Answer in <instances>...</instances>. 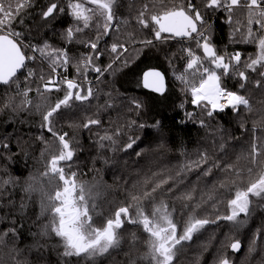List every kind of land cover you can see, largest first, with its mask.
Returning <instances> with one entry per match:
<instances>
[{
	"label": "snow or ice",
	"instance_id": "obj_1",
	"mask_svg": "<svg viewBox=\"0 0 264 264\" xmlns=\"http://www.w3.org/2000/svg\"><path fill=\"white\" fill-rule=\"evenodd\" d=\"M119 6V0H48L40 12L45 25L51 26L63 16L69 17L72 21L61 34L65 47H56L48 41L42 44L26 42L23 28L17 29V25L25 24L24 15L34 7V0H0V86L6 89L0 97V112L8 110L16 114L30 113L34 109L40 113V132L36 140L45 145L40 152L42 161L51 147L45 138V131L51 134L56 144L55 152L45 161V170L38 175L30 174L23 184L6 169L4 175L0 176V224L7 222L8 225L0 231V264H51L50 254H55L57 264H98L100 258L112 257L114 252L119 254L122 251L124 237L121 230L126 224L142 228L147 234L148 251L139 257L133 256L139 237L135 232L130 233L128 251L123 252L126 257L125 264H137L138 260L147 261L148 264H174L184 245L193 241L194 236L205 230L206 226H219L220 221H226L239 229L255 211L252 198L264 200L262 169L246 189H237L234 197L227 201L228 214L200 218L195 215L194 208L178 234L177 224L173 220L175 209L170 211L168 203L164 200L155 202L157 193L172 177L154 183L151 187H148L150 179H145L142 191H133L137 188L135 183L132 185L133 190H128L127 195L132 203L120 206L113 216L105 218L102 224H97L94 216L99 214L96 212L99 192L94 191L96 185L78 180V173L74 170L76 164L74 158L78 151V147L74 146L75 138H70L67 132H61L56 127L57 118L64 114L63 110H71L77 102L79 105H86L93 99H98L97 90L93 88L89 79V72L97 73L95 79L100 82L105 73L114 76L129 67L130 59L124 58V54L128 52L126 43L142 45L143 47L138 50L139 55L140 51L155 47L156 42L164 43L178 39L188 45L181 49L186 64L182 72L179 74L173 72V75L184 85L182 91L190 94L191 104L204 116L214 118L216 114L226 109H231L238 117L241 108L248 113L253 112L248 97L224 86L225 77L237 78L239 88L242 90H247V85L251 83L255 89L264 92V0H199L198 3L193 0L186 2L180 0L179 3L168 4L161 0L158 8L156 5L150 7L145 3L132 19L139 25L138 30H148L152 39L137 40L130 32L126 43L119 40L118 34L121 24L126 25L129 21L127 18L122 20L117 15ZM132 7L133 4L129 0V8ZM238 12L245 14V22L242 23L237 18ZM218 14H223V22L229 25L230 39L233 43L256 46L254 56L250 55L247 60L242 61V54L239 51L219 54L212 42V25L209 23V20ZM94 20L98 32L95 39H85L78 35L92 27ZM111 33L117 34V40L110 46L101 48V37L109 36ZM73 44L82 45L89 50L82 53L75 64L69 47ZM197 50L203 55H198ZM105 54H108L111 60L102 69L96 61ZM30 63H38V68H30ZM172 63V60H169V64ZM45 64L47 72L44 71ZM70 65L75 67V78H68L65 74ZM18 73L24 74L23 87L19 82ZM253 73L257 78H252ZM37 79L40 85L35 91L40 103L33 104L29 98V93L33 91L30 83ZM139 83L149 92L166 98L168 87L165 74L161 71L155 68L145 70ZM54 92H63V96L52 104L49 96ZM108 95L109 100L98 106L97 112H106L114 107L111 94ZM132 104L137 113L145 107L138 100H133ZM180 107L183 108V104ZM185 117L186 121H194L206 129L213 147H218L220 152L227 154L226 142L223 141L222 135L221 142L216 145L219 129L212 128L204 119L195 121L193 113H185ZM115 123L110 122L109 128L103 129L99 115H95L88 117L82 125L90 132L93 126L103 129V134L99 131L94 134V141L98 158L106 166L115 163L113 157L118 153L136 157H141L144 153V149L139 147L143 142L142 138L129 134L128 129H146L148 125L131 120L126 126L112 127ZM243 126L241 122V127ZM151 127L159 128V121H153ZM256 127L254 123L250 153L253 165L257 163L258 157L264 155V143H258L255 136ZM125 136L127 139L122 142ZM8 139L0 138V149H9ZM17 142L19 144L21 141ZM2 150L0 160L10 161L11 157H5ZM105 153H111L112 156ZM24 154L28 155L27 152ZM214 169H219L223 173L235 171L232 164L222 163L221 158H214L207 150H202L199 151L197 160L186 162L180 167L177 176L198 171L199 181L203 177L212 176ZM248 174L252 175L251 168L248 169ZM219 186L225 187L223 182H220ZM17 187L24 193L19 204L16 200ZM166 191L170 194L174 188L169 187ZM194 191L193 188L192 191L182 193L177 199L191 201ZM30 202L36 203L39 210L34 213L35 219L31 221V226H28L26 221L29 217L26 213ZM143 204H152L151 214L144 210ZM187 206L185 204V207ZM133 207L134 214L130 211ZM195 207H199V204ZM241 215L245 219H240ZM26 227L27 234L32 238L26 247L30 255L35 254L34 259L25 256L24 249L18 247ZM259 237L260 231L257 230L249 247L250 253L256 250V240ZM53 240L56 242L51 243ZM240 246L238 239L229 245L233 252H238ZM216 264H232V261L225 255L219 257Z\"/></svg>",
	"mask_w": 264,
	"mask_h": 264
},
{
	"label": "trees",
	"instance_id": "obj_2",
	"mask_svg": "<svg viewBox=\"0 0 264 264\" xmlns=\"http://www.w3.org/2000/svg\"><path fill=\"white\" fill-rule=\"evenodd\" d=\"M120 6L117 8L118 16L122 19L127 18L129 23L122 24L118 38L121 42H127L128 34L131 32L139 39H152V35L148 30H138L139 25L136 24L132 17L136 14L145 3L156 5L158 8L161 0H131L133 7L129 8V0H119ZM170 2L179 3L180 0H163V3ZM186 2V0H185ZM198 3L199 0H193ZM48 0H34V7L30 8L24 15L25 24L17 25V29L23 28L25 31L26 42L32 44L48 41L56 47H65L61 34L66 27L72 23L69 17L63 16L58 18L51 26L44 24L40 17V12ZM237 18L243 23L245 22V14L237 13ZM223 14L213 16L209 23L212 25V42L216 46L219 54H231L239 51L242 54V61L247 60L251 55L254 56L257 49L254 44H236L230 39L231 29L227 23H224ZM96 21H93V26L80 35L85 39H95L98 32L95 28ZM255 27V26H254ZM237 39L239 36L237 35ZM116 39L117 34L111 33L109 36L101 37L100 46H105L109 41ZM128 52L124 54V58L130 59L129 67L116 75L105 73L100 82H96L93 88L97 90L98 99H93L90 104L79 105L74 104L71 110H63L64 114L57 118L56 127L61 132H67L70 138H75L78 147L76 164L74 170L78 173V180L87 182L89 185H96L94 191H100V196L96 199V212L94 216L97 224L100 225L105 218L113 216L115 211L120 206H127L132 203L127 195L128 190H133L132 185L137 184V188L133 191H142L145 187V179H150L152 184L158 183L161 180H166L169 177L168 184L163 185V188L157 193L156 203L164 200L168 203L169 210L175 209L173 212V220L177 224L178 234L182 231L185 222L188 220L195 208V215L200 218H214L215 215L228 214L227 201L234 197L237 189H246L251 180L264 169V155L257 158V163H251V145L253 143V125H257L255 136L258 143H264V92L255 89L251 83L247 85V90L239 88L237 78L225 77L224 86L231 90L237 91L249 98L253 106V112L248 113L241 108L240 117L226 109L222 113H218L214 118L204 116L200 110L191 104V97L182 91L184 86L175 81L174 75L171 72V66L176 65L184 67V60L176 56L174 47L161 45L156 42L155 47L144 49L139 52L143 46L140 44L127 45ZM71 56H80L82 53H87L89 50L82 45L73 44L69 46ZM199 55L202 52L197 50ZM175 55V56H174ZM172 60V64H169ZM103 66H107L105 56L100 59ZM186 62V61H185ZM30 68H38V64H29ZM44 71L47 65L44 66ZM150 68H155L165 74L168 91L165 97H160L156 93L146 91L136 81L135 73H142ZM134 72L133 75H130ZM69 78L76 77V70L73 67H68L65 73ZM98 75L97 73H93ZM129 75V76H128ZM252 78H257L255 74H251ZM19 78H23L24 74L18 73ZM95 76V77H96ZM128 76V77H127ZM90 79V77H89ZM95 79V78H94ZM23 86H25L23 84ZM5 88L0 86V97L3 96ZM13 94V93H10ZM114 104L113 108L105 111L97 112L100 105H104L105 101L109 100ZM63 92L52 93L49 96L50 103L54 104L56 99L62 98ZM29 98L33 104L40 103L39 96L33 90L29 94ZM18 99V98H17ZM133 100L141 101L145 107L137 113L132 104ZM183 104V108L180 105ZM131 109V110H130ZM44 109L42 108L41 111ZM185 113H193L195 121L204 119L208 121L214 129H219L216 138L218 146L220 136H223V141L226 142V155L213 147V142L207 136V130L201 128L194 121H186ZM99 115L102 121L103 129H108L110 122L115 121L112 127L117 125H127L131 120H136L137 123L148 125L146 129H128L129 134L138 135L142 138L140 149H144L141 157L135 155L127 156L123 153L116 154L113 159L115 163L105 165L98 158L97 147L94 141V134L99 131L103 134V129L93 126L92 131H88L82 127L88 117ZM153 121H159L160 127L153 128ZM181 121H186L181 123ZM41 115L34 109L32 112H20L18 114L5 110L0 112V138L8 137L9 149L4 151L5 157H11L8 161L0 160V176L4 175V170L13 177H18L23 184L30 174L38 175L45 170V161L50 158V155L55 152L56 144L50 133L44 132L46 140L49 141L51 147L46 154L44 160L40 159V152L45 145L36 140L39 134V124ZM243 122V128L241 127ZM22 138V139H21ZM127 137L122 138V142L126 141ZM160 139V140H157ZM18 140L21 142L18 144ZM23 148V151L21 149ZM139 150V149H138ZM207 150L214 158H221L222 163L232 164L235 171L233 173H223L219 169H214L213 175L203 177L199 181L197 176L198 171L181 173L177 176L180 167L189 161L198 159L199 151ZM131 151V150H130ZM27 152L26 156L24 153ZM112 156L111 153H105ZM126 161V163H125ZM252 169V175L248 174V169ZM156 175H153V174ZM182 181V182H180ZM127 182V183H125ZM220 182H223L225 187H220ZM173 187L172 193H167V189ZM193 200L184 201L177 199L182 193L192 191ZM24 193L19 187L16 188V200L19 204L20 197ZM212 198L209 199L208 197ZM35 200V197L33 198ZM185 204L188 206L185 207ZM199 204V207H195ZM215 204V207L213 205ZM255 211L247 218V223L239 229L233 227L230 222L220 221L219 226L209 225L205 230L194 236L193 241L184 245V248L178 254L174 264H216L221 256H227L232 264H264V200L258 199L253 205ZM144 210L151 214L152 204H143ZM36 203L30 202L26 216L29 219L26 221L28 226H31V221L35 219L34 213L38 212ZM130 211L134 214L135 207ZM240 219H245L241 215ZM7 222L0 224V231L7 228ZM33 230L35 228L33 227ZM257 230L260 231V237L256 240V250L249 252V247L252 244ZM135 232L139 237L136 244V249L132 255L139 257L148 251L146 241L148 236L143 232L142 228L132 225H125L121 230V235L124 237L122 242V251L117 254L113 253L112 257L100 258L98 264H125L126 257L123 252L128 251V239L130 233ZM240 241V250L233 252L229 245L235 241ZM32 238L27 234V227L21 235L18 247L24 249V255L34 259V253L29 254L26 245L30 244ZM53 240L51 243H55ZM114 257V259H113ZM51 264H57L55 254L49 255ZM137 264H148L147 261L138 260Z\"/></svg>",
	"mask_w": 264,
	"mask_h": 264
},
{
	"label": "rangeland",
	"instance_id": "obj_3",
	"mask_svg": "<svg viewBox=\"0 0 264 264\" xmlns=\"http://www.w3.org/2000/svg\"><path fill=\"white\" fill-rule=\"evenodd\" d=\"M118 15V14H117ZM120 17V16H119ZM121 19H122V17H120ZM123 20V19H122ZM122 25V24H121ZM120 30H121V28H120ZM116 41V39H113V40H111V41H109L107 44H105V46H103L102 48H104V47H107V46H110L111 45V43H113V42H115ZM158 44H161V45H166V46H170V47H174V52H175V55L177 56H180L179 58L181 59V60H184V64H186V59H184V58H182L183 57V53L181 52V49L183 48V47H186V46H188L186 43H183V42H181V41H179L178 39H174V40H168V41H166V42H164V43H160V42H158ZM192 47H195L194 45H192ZM88 50V49H87ZM29 54H31V53H29ZM198 54V53H197ZM174 55V56H175ZM199 55V54H198ZM105 56V61H107V65H108V63L110 62V60H111V57L108 55V54H105L104 55ZM74 59H73V64H75L76 63V61L79 59V57L80 56H76V57H74V56H72ZM102 58V57H101ZM100 58V59H101ZM96 63L103 69L104 68V66H103V64H102V62L100 61V60H98V61H96ZM32 64H38V63H32ZM69 67H73V66H69ZM185 67V66H184ZM184 67H177L176 65H172L170 68H171V72H172V74H173V72H176L177 74H179L180 72H182L183 70H184ZM73 68H75V67H73ZM45 72H47L48 71V69H47V67L45 68ZM148 70V69H147ZM140 72H142V71H140V70H138V72H136L135 73V78H136V81L137 80H140ZM94 72H89V77H90V80L92 81V86H95L96 84H98V83H96L97 82V80L96 79H94L95 78V76H96V74H93ZM134 74V72L132 73V74H130V75H133ZM105 75V74H104ZM129 76V75H128ZM127 76V77H128ZM69 78V77H68ZM103 77H101V79H102ZM175 78V77H174ZM175 81L176 82H178V83H180V85L181 86H184L183 84H181V82L180 81H178V80H176L175 79ZM19 82H20V84H21V86L23 87V84L25 85V80H24V77L22 78H19ZM40 85V81L37 79V80H33L31 83H30V86L32 87V89L33 90H35L36 89V87L37 86H39ZM13 87H15V86H13ZM143 88V87H142ZM146 90V89H145ZM147 91V90H146ZM30 94V93H29ZM186 95H189L190 96V94H187V93H185ZM112 102V101H111ZM197 110H199L198 108H197ZM157 140H160V139H157ZM99 192V196H100V191H98ZM253 199V201H254V204L256 203V201L259 199V198H255V197H253L252 198Z\"/></svg>",
	"mask_w": 264,
	"mask_h": 264
}]
</instances>
